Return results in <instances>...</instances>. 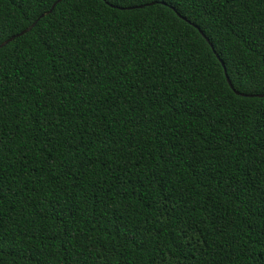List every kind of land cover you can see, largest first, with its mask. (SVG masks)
I'll return each instance as SVG.
<instances>
[{
    "label": "trees",
    "instance_id": "trees-1",
    "mask_svg": "<svg viewBox=\"0 0 264 264\" xmlns=\"http://www.w3.org/2000/svg\"><path fill=\"white\" fill-rule=\"evenodd\" d=\"M137 2L143 21L81 8L61 61L40 36L57 32L72 4L0 0V43L35 22L0 47V96L15 86L7 106L18 117L0 135L11 148L0 155V264H70L67 253L80 264H255L264 255V149L249 135L251 82L238 74L264 69V0H215L210 15L189 0ZM226 175L250 202L229 198ZM178 191L191 195L198 225L179 232L181 248L168 203Z\"/></svg>",
    "mask_w": 264,
    "mask_h": 264
},
{
    "label": "snow or ice",
    "instance_id": "snow-or-ice-1",
    "mask_svg": "<svg viewBox=\"0 0 264 264\" xmlns=\"http://www.w3.org/2000/svg\"><path fill=\"white\" fill-rule=\"evenodd\" d=\"M72 4V9L67 14L63 24L60 26L59 30L55 33H42L40 39L45 43H50V50L52 51L53 55L56 54L57 51L60 53V60L64 61L66 56H71V52L69 51V46L64 44L65 38L75 33L77 28L79 27V21L81 19L80 10L85 5L89 8H92L94 14L99 16L101 12H107L111 16L120 17L125 15H131L134 17H138L141 21L146 19L147 16V9L145 12H139L140 8H145V5L142 3H138L137 0H68ZM222 2V0H221ZM191 6L195 7L197 4L201 6V9L206 14H211V5L215 3V0H189ZM55 5H53L54 7ZM149 9L151 5L147 6ZM119 9V12H117ZM75 17V18H74ZM119 28V25H117ZM264 31V30H262ZM122 35V30H121ZM113 36H116L117 39L121 38L120 35L117 33H113ZM77 38H79L77 36ZM6 42V41H5ZM98 47V45H97ZM261 48H264V44L261 45ZM261 55L264 56V51L261 52ZM238 74L247 77L248 80L251 82V86L245 88V94L248 96V100L245 102L249 106H253V113L254 115L251 117L253 122V131L249 133V135H255L256 138L259 140L260 147L264 149V69H262L259 73L254 72L252 69L245 66L242 70H238ZM7 77L0 78V92H2L3 88L5 87V81ZM256 81H259L260 87L257 89ZM19 83V82H17ZM231 83V81H230ZM16 92L15 86L9 87L7 93V100H5L2 96H0V135H2V130L8 121L13 120L16 117L14 111L8 108V102L13 104L17 103V99L14 98V94ZM81 98L83 99V93L81 94ZM235 108V104L232 105ZM237 111H242L241 109H237ZM249 117L243 116L241 123L248 125ZM37 127H40L39 119H36ZM53 131H55V126H53ZM70 135V133H69ZM239 138V137H238ZM255 146V141L253 142V147ZM69 147H74L73 145H69ZM7 148L8 151H11V148L7 146L2 140H0V155L3 154L5 149ZM79 150V149H77ZM27 151V149H25ZM27 159V157H25ZM91 162L88 160H81L78 167H84L90 164ZM239 166V165H238ZM195 167V165H193ZM262 188L259 191L257 198L261 200L262 205H264V180L261 181ZM210 187V186H206ZM221 189L229 196V198H236L239 199L242 203L245 200L251 201V196L249 193V189L244 188L243 185L240 183L238 179H235L232 175H226L223 179V183L220 186ZM184 192H188V189H184ZM184 192H176L174 200H168L170 204V211L176 216L180 224L177 226V237L176 243L177 247L181 248L183 245L180 244L181 239H188V237H181L179 232H188L190 230H195L198 227L197 222L191 219V212L189 211L190 207L192 206V199L191 195H185ZM167 200V196L165 197ZM3 201V194L0 193V204ZM97 202H100V198L97 197ZM107 210V207H105ZM203 221H201L202 223ZM253 231H255V225H252ZM264 231V229H262ZM129 239L134 240V236L129 235ZM264 244V241H261ZM4 240L3 235L0 234V248H3ZM105 259L111 254V251L107 246H102ZM137 248H143L146 255L149 254V250L147 244H141L139 242L136 243ZM254 251V250H253ZM81 255L83 253L81 252ZM255 264H264V255H253L251 257ZM67 259L70 261V264H80L73 253H67ZM153 264H158L157 261H154Z\"/></svg>",
    "mask_w": 264,
    "mask_h": 264
},
{
    "label": "water",
    "instance_id": "water-1",
    "mask_svg": "<svg viewBox=\"0 0 264 264\" xmlns=\"http://www.w3.org/2000/svg\"><path fill=\"white\" fill-rule=\"evenodd\" d=\"M54 5H55V4H54ZM52 8H53V7H52ZM52 8H51V9H52ZM51 9L48 10L47 12L51 11ZM47 12H45V13H47ZM45 13H42L40 16L44 15ZM34 24H35V22L32 23L31 25H29L28 27H26L25 29H23L22 31H20L19 33L15 34V35H12V36L9 37L8 39L4 40L2 43H0V47L3 46V45H5L6 43H8V42H9L10 40H12L13 38H15V36L21 35V34H23L24 32L30 30L31 27H32ZM200 31H201V30H200ZM201 32H202V31H201ZM202 34L205 35L203 32H202ZM206 39L208 40L207 37H206ZM5 41H6V42H5ZM211 45H212V43H211ZM220 60L222 61L221 58H220ZM222 63L224 64L223 61H222ZM227 79H228V81H229V83H230V79H229L228 76H227ZM230 85L233 86L232 83H230ZM237 92H238V93H241V92H239V91H237ZM241 94H244V93H241ZM244 95H246V94H244Z\"/></svg>",
    "mask_w": 264,
    "mask_h": 264
}]
</instances>
